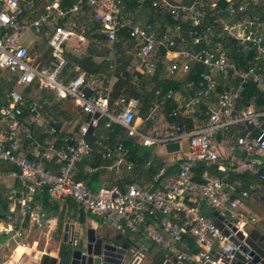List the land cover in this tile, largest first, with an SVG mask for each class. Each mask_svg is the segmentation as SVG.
Instances as JSON below:
<instances>
[{"label": "built area", "instance_id": "built-area-1", "mask_svg": "<svg viewBox=\"0 0 264 264\" xmlns=\"http://www.w3.org/2000/svg\"><path fill=\"white\" fill-rule=\"evenodd\" d=\"M221 1L43 0L38 7L34 0H0V73L20 87L4 90L0 106V164L11 168L17 184L6 197L16 207L3 222L13 228V244L25 239L26 223L44 227L45 204L69 201L130 243L120 264H141L149 246L180 264L247 260L248 247L236 232L248 222L253 192L264 186V103H258L264 99V0ZM25 32L41 48L36 40L32 50L19 46ZM70 39L79 47L89 40L103 44L105 71L71 76ZM117 43L123 60L115 55ZM117 71L121 78L128 73L122 90L131 96L111 103ZM156 82L163 84L153 89ZM34 88L74 101L81 121L65 132L45 119L50 104L24 93ZM146 98L149 112L142 118L137 108ZM160 121L165 125L140 132ZM116 127L121 133L113 139L104 135ZM174 143L178 149L167 152ZM153 146L172 154L154 172L153 158L142 164L132 158L136 147ZM92 154L116 178L141 165L146 185L138 175L97 189L76 181V165ZM69 241L75 246L77 237L71 233ZM2 251L0 245V264Z\"/></svg>", "mask_w": 264, "mask_h": 264}, {"label": "crops", "instance_id": "crops-1", "mask_svg": "<svg viewBox=\"0 0 264 264\" xmlns=\"http://www.w3.org/2000/svg\"><path fill=\"white\" fill-rule=\"evenodd\" d=\"M181 1H183V0H181ZM40 6H42V5L40 4ZM90 44H91V41L89 40L84 45L85 47H80V48H82L86 53H88ZM93 46H94V48H98L99 46H102L104 48V50H103L104 55L100 58H103V62L105 64V66H107L104 57L107 56V54L109 53L108 49L101 43L93 44ZM114 47H115V52H116L115 55L120 57V59L123 60L125 58L123 56V51H124L123 48L120 46L119 43L115 44ZM77 52H78L77 49H72L71 54L69 53L70 57L73 56V58H71V60L76 61V62L83 61L82 59L79 58L80 57L79 55H76ZM89 55H90L89 53H88V55H85V58L88 57ZM77 56H79V57H77ZM67 59L69 62L68 57H67ZM71 60H70V64H69V74L71 76L76 75L78 73L92 74V73L86 72V70L82 69L79 65L75 66L74 67L75 69L74 68L72 69L71 68ZM93 62L95 63L94 58H93ZM96 65H98V64H96ZM91 68L92 67H90L89 69H91ZM105 69L106 68H104V71H105ZM104 71H102V72H104ZM98 73H101V72H98ZM118 73L121 75L122 71L121 72L117 71L116 76L118 75ZM0 81H2V80H0ZM156 83L159 85L163 84L161 82H156ZM156 83H154V85ZM9 85H11V84H9ZM126 87L127 86H125V88ZM4 90H7L6 85L4 86ZM41 93L45 94L47 96V100H46L47 102H48V99H50V100L53 99V96H51L50 93H45V92H41ZM141 105L138 106V111L137 110L136 111H137V113L139 112L140 117L146 118L149 111L147 109L146 112L142 113ZM46 111H47V108H46ZM65 117H67V116H65ZM44 118L47 119L46 113L44 114ZM52 119L55 120V118H52ZM168 121H169V124H171L173 120L172 121L168 120ZM185 123H186L187 127L191 126L189 121L188 122L185 121ZM113 130H114V128H113ZM113 130H112V133H104V135L109 136L113 139L117 134L121 133L120 129L116 133H114ZM125 146L129 149L132 148V145L130 146L129 143ZM153 147H155V146H153ZM24 148L26 151L29 150V152L31 154L32 149L28 143V140H26V139L24 141ZM161 148L164 151V154L163 153L151 154L149 152H148V154H143V153H140L138 151L139 155L137 156V158L134 156V154L132 155V158L138 159V162L140 164H142L143 161H146V160L153 158V163H154L153 164L154 165L153 172H154V170L157 167H159L158 163L161 159L165 160V161H169L172 157V154L166 153L162 146H161ZM136 150H137V148H135V151ZM29 156H31V155H29ZM0 165H2V164H0ZM103 166H104V164L100 161V159L95 157L94 154H92L89 157L85 158L81 163L76 165L75 170H74V179L76 180V177H78V176L80 178L86 177L88 181L91 179L96 184V188H92V187L91 188L97 189V186L99 188L101 185H107V186L117 185L121 182L126 181V179H133L135 176L138 175L137 179L139 181L140 180L142 181L139 183H145V185H146V180H147L148 174L143 171L141 165H136L134 171L125 173L124 176L119 177V178L118 177L116 178L113 173H108L107 171H105L103 169ZM10 171H11V168H8V167L6 168L3 166H0V245L3 246V251H2L3 261L1 264H39V263H41V261H43V260L48 261L49 258L51 259L52 257H53V259H55L54 256L59 253V250H61V246H63L62 240H63L64 224H68L69 226H71L72 230L78 229V225H76V224H77V222L78 223L80 222L79 221L80 218H83L84 224L93 227L97 231L98 222L95 219L90 220V219L85 218V216H86L85 214H88V213H83L82 211H78L79 214L76 213L79 215L78 218H76V214H73L75 208L72 205H74V204H72L69 201H64V203L59 202V203L55 204V206L53 208H50V206L48 204H45L46 207L44 205L43 214H44L45 222H44L43 228L39 229V228H36V227L32 226L31 224L29 225L27 223L23 226L24 227L23 229L25 231V239H23L21 244H24V246H25L24 248H27V249H21L22 247L19 246V245H21L20 243L17 245L13 244L10 241V236H11V232H12L13 228L3 224L5 215L7 216L9 213V210L15 208L16 204H17V202H13L11 204L6 199L9 190L17 188V184L10 177ZM76 181H78V180H76ZM82 182H84V181H82ZM84 183L88 185V183H86V182H84ZM141 185H144V184H141ZM261 195H264V186H259V188L255 192H253L252 198L249 202V208L253 204H255V200L257 199L258 196H261ZM255 205H257V204H255ZM90 217H91V215H90ZM48 222L55 223V230H52L50 226H46V224ZM58 222L60 224L59 226H58ZM60 226H61L62 232H61V235L58 236L57 231H58ZM108 232L109 231L106 230L103 233L106 234ZM97 234L102 235V233H98V232H97ZM70 235L68 236L67 241H69ZM156 253H158V252H156L155 249L153 251H149L148 254H146L144 256L141 264L144 263L145 258H148V262H146L145 264H154L152 257ZM18 256H20V258ZM14 257H16L17 259L19 258L17 262H13L12 258H14Z\"/></svg>", "mask_w": 264, "mask_h": 264}, {"label": "water", "instance_id": "water-1", "mask_svg": "<svg viewBox=\"0 0 264 264\" xmlns=\"http://www.w3.org/2000/svg\"><path fill=\"white\" fill-rule=\"evenodd\" d=\"M167 152L176 151L178 146L176 143L167 144L165 146ZM211 216L214 217L215 222L220 224V217L216 215L215 212L211 213ZM82 227L81 230L73 229L68 224H64L63 230V240L62 245L66 246L67 249L63 251L62 255L57 254L56 258H49V260H43L39 264H120L122 257L127 253V249L130 245L128 241H125L123 235L119 234L117 236H112L109 232L103 233L102 235L97 234V231L87 225L84 224H76ZM46 226H50L52 230H55V223L48 222ZM233 231L235 230L232 228ZM73 231V232H72ZM80 231V232H78ZM74 237H77V244L75 246L72 245L71 241H67L68 236L71 234ZM240 231L236 232V238H242ZM223 235L227 236L228 232L226 230L222 231ZM257 234L256 232H252L249 235L247 240L248 247L252 250L251 255L252 259L247 264H264V250L262 246L257 243L256 237L253 234ZM80 237H82L80 239ZM229 241L236 244V241L229 237ZM120 246V247H119ZM245 251V249H243ZM246 262L245 259L238 258L232 264H244ZM160 264H180L175 261L173 258L164 259Z\"/></svg>", "mask_w": 264, "mask_h": 264}, {"label": "rangeland", "instance_id": "rangeland-1", "mask_svg": "<svg viewBox=\"0 0 264 264\" xmlns=\"http://www.w3.org/2000/svg\"><path fill=\"white\" fill-rule=\"evenodd\" d=\"M38 7H40V6H38ZM32 40H36L37 41V44L39 45L37 47V49L41 48L40 46L42 45V43L40 42V39L38 37L33 36L29 32H25L24 35L21 36L18 39L17 44L19 46H23V47L27 46V48L29 50H32L31 44H30V41H32ZM92 47L94 48V46H92ZM65 49H66L65 56H66V58L67 57L69 58V64H70L71 58H73V56L70 57V55H69V53L71 54L72 49H77L78 52H77L76 55H79L80 57L79 56H77V57H79L83 61L86 59L85 58V55H88V53H86L82 48H80L79 45L73 39H70L69 42L66 43ZM94 49H95V51L97 50L99 52H102V54H103L104 48L102 46H99L98 48H94ZM34 50H35L34 52H36V49H34ZM91 54L94 55V61H95L96 64H100L101 62H103V58H99L98 59V58H95L96 57V54H94V53H91ZM108 57L109 56L107 54V56H105L104 59H107ZM77 65L78 64L76 63V61L71 60V68L72 69L75 66H77ZM6 77L7 76L5 75V71H3V73L1 71V73H0V80L3 81V84L6 85L7 89L8 88L11 89L12 86H15V89L17 91H20V87H18L14 83H12V84L11 83H8ZM15 77L16 76H13L12 77L13 80H14V82H15ZM9 84H11V85H9ZM0 90H2V92L4 93V87L2 86L1 83H0ZM39 92L40 91L37 88H34L32 90L26 89L24 91V93L26 95H28L29 97H31L33 99H36V100L45 99V100H47V96L45 94H42V93H39ZM26 95H24V97H26ZM57 100L58 99L55 98L54 96H53V99H51V100L48 99V103L50 105H47L46 118L47 119H49V118L50 119L51 118H55L58 126L61 127L62 130H64L65 132H70L72 130V127L74 125H76L77 122L81 121L80 116H79V113L77 111V108L74 105V101H72V100L71 101L70 100L57 101ZM61 111L68 112V116L67 117H63V116L58 115V113L61 112ZM164 125H165V123L162 122V121H160L159 123L152 122L151 124L145 125V127L142 126L140 128V132L141 133H145L148 130H152V128H158V127L160 128V126H164ZM128 143L130 144V146L131 145L132 146L134 145V142L133 141H127L125 143V145H127ZM180 147H181V154L185 155L187 153V142H186V140H182L180 142ZM136 148H137V150L139 149L138 151L140 153H143V154H148V152L151 153V154H153V153H155V154H161V153H163L164 154V151L162 150V148L160 146H155V147H152V148H149V149H142V148H139V147H136ZM0 166L6 167V165H0ZM35 198L37 199V197H35ZM60 203H64V202H60ZM72 206L75 208L73 214H76V213L79 214L77 205L74 204ZM85 215H86L85 218L90 219V220H94V217L93 216H91L92 217L91 218L89 214H85ZM77 224H80V223L77 222ZM82 224H84V223H82ZM84 225L87 226L86 224H84ZM78 229L81 230L82 227L79 226ZM106 230L107 229H106V227L104 225L97 224V232L98 233L105 232ZM78 232H80V231H78ZM81 238L82 237H80V239ZM139 244H141V243H139ZM56 256H57V254L54 257L56 258ZM146 262H148V258H145L144 259V263L143 264H145Z\"/></svg>", "mask_w": 264, "mask_h": 264}, {"label": "trees", "instance_id": "trees-1", "mask_svg": "<svg viewBox=\"0 0 264 264\" xmlns=\"http://www.w3.org/2000/svg\"><path fill=\"white\" fill-rule=\"evenodd\" d=\"M183 2L186 3V2H188V0H183ZM34 3H35V5L40 6V4L43 3V0H34ZM221 6H224V1L223 0L221 1ZM93 44H97V40L96 41H94V40L91 41V44L89 46V52H88L90 55L88 57H86V59L84 61H80V62H76V63L82 69H85L86 72H88V73H94L95 74V73L104 71V68H106V66H105L104 62H102V63H100L98 65H96L93 62L94 55H92L91 53L96 54V57L95 58H100V57H102L104 55V54H102V52H98L97 50L95 51V49L92 47ZM90 67H92V68L89 69ZM128 77H129L128 73H125L124 76H123V78L120 77V74L119 73L116 76V81L114 82V85L111 88V92H112L111 93V103L117 97H119L121 95H124L127 98H129L131 96L127 91L122 90L123 88H125V86L127 84ZM0 83L2 84L3 87L5 86L2 81H0ZM159 86L160 85L156 83L153 86V89H157V88H159ZM166 86H173V84L168 83L164 87H166ZM3 96H4L3 95V92H2V90H0V106L3 104V99H2ZM149 102H150V98H146L145 99V102L142 103V105H141V111H142V113H144V112L147 111V109L149 107ZM258 103H262L263 104L264 103V99L262 101H258ZM67 114H68V112H66V111H61V112L58 113V115L63 116V117L68 116ZM117 131H119V128L118 127L114 128L113 132L116 133ZM76 180H78V181H84V182L88 183V185L90 187L96 188L95 182L92 181L91 179L88 181L86 177L80 178L78 176V177H76ZM120 185H122V184H120ZM97 188H98V186H97ZM45 207H46V205H45ZM206 214H209V212L207 211ZM79 221H80L79 223L82 224L83 223V218H80ZM59 225L60 224L58 222V226ZM61 232H62V230H61V226H60L59 229H58V231H57L58 236L61 235ZM183 238H184V242H185L187 248L189 249V252L195 253L196 252V248L194 247L191 239L188 238V237H186V236H183ZM65 249H67L66 246H61V250H60V254L59 255H62L63 254V251H65ZM154 249H155L154 247L149 246V250L150 251H153ZM152 260H153L154 264H160L163 261V257L160 254L156 253V254L153 255Z\"/></svg>", "mask_w": 264, "mask_h": 264}, {"label": "flooded vegetation", "instance_id": "flooded-vegetation-1", "mask_svg": "<svg viewBox=\"0 0 264 264\" xmlns=\"http://www.w3.org/2000/svg\"><path fill=\"white\" fill-rule=\"evenodd\" d=\"M255 204L249 208L250 217L248 218L245 227L239 232L242 238L239 239L237 237V240L243 241L247 246L249 235L252 232H256L257 234L254 233L253 235L256 237L257 243L260 244L264 250V195L258 196L255 200ZM251 252L252 250L248 247L246 255L247 260L244 264H247L252 259Z\"/></svg>", "mask_w": 264, "mask_h": 264}, {"label": "bare ground", "instance_id": "bare-ground-1", "mask_svg": "<svg viewBox=\"0 0 264 264\" xmlns=\"http://www.w3.org/2000/svg\"><path fill=\"white\" fill-rule=\"evenodd\" d=\"M21 249H27V248H23V247H22ZM18 257L20 258V256H18ZM19 258H18V259H19ZM18 259H17L16 257L12 258L13 262H17Z\"/></svg>", "mask_w": 264, "mask_h": 264}]
</instances>
